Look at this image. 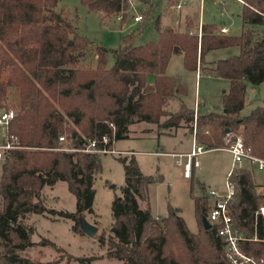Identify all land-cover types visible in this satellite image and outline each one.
I'll return each mask as SVG.
<instances>
[{"label": "trees", "instance_id": "obj_1", "mask_svg": "<svg viewBox=\"0 0 264 264\" xmlns=\"http://www.w3.org/2000/svg\"><path fill=\"white\" fill-rule=\"evenodd\" d=\"M80 1L89 12L120 16L121 21L130 6L129 0ZM240 1L239 35L224 34L208 23L191 30V16L183 29L156 18L155 39L136 43L140 31H131L121 36L116 49H108L80 35L66 11L57 9L59 0H0V107L15 111L7 129L15 137L14 147L4 151L0 170V264H44L40 256L46 247L65 253L47 237L31 239L35 227L26 222L28 214L70 220L73 232L84 234L79 221L93 213L101 157L84 151L91 140L97 148L112 150L114 142L128 137L133 123L160 129L184 125L206 150L227 148L240 138L252 154L264 155V103L240 114L246 85L264 82V0ZM231 46H238L239 53L205 61L209 51ZM88 53L96 59L94 66L82 60ZM109 53L114 59L110 67ZM174 54L182 56L188 70L229 81L221 111L195 113L183 102L176 111L169 109L171 101L186 94L183 80L165 73ZM118 159L124 183L111 202V227L94 235L104 253H68V258L77 264L102 258L121 264H228L218 226L202 223L210 204L206 192L192 195L197 221L192 232L178 208L168 206L160 218L152 215L148 186L160 176L144 174L133 154ZM193 164L192 158L190 175ZM229 179L235 187L234 228L250 238L241 248L264 259V215L255 216L264 206V191L247 166L236 167ZM58 183L74 197V211L46 205V188ZM255 234L258 239H251ZM29 247L38 250L37 256L26 251Z\"/></svg>", "mask_w": 264, "mask_h": 264}, {"label": "rangeland", "instance_id": "obj_2", "mask_svg": "<svg viewBox=\"0 0 264 264\" xmlns=\"http://www.w3.org/2000/svg\"><path fill=\"white\" fill-rule=\"evenodd\" d=\"M131 5L126 11L125 18L116 16L102 17L95 12H89L80 0H59L57 9H63L68 14L80 35L87 37L94 44L103 45L108 49H116L120 38L131 31H140L136 36V43H142L156 38L154 20L159 18L162 23L174 24L179 19L178 13L194 17V26L191 30H198L200 22L213 24L216 28L228 27V35L241 33V4L237 0H188L180 2L181 10L168 7V0H150L142 3L138 0H129ZM136 12L143 14V21L134 22ZM186 19V18H185ZM196 23V25H195ZM185 25V24H184ZM181 29L185 26L180 27ZM239 53L238 46H231L209 51L205 60L212 61L227 58ZM85 64L96 62L91 53L82 59ZM114 62L112 55L107 56V66ZM167 72L179 76L186 85V94L181 100H173L169 105L171 111H176L181 102L187 107L193 108L195 97L204 104L200 112L221 111L222 94L228 89L229 81L213 74L196 76L194 70H188L183 65L181 55H172L167 65ZM149 80L151 77L149 76ZM250 84L246 85L245 104L241 115H247L256 106L264 103V82L255 88L253 97L250 95ZM249 94V95H248ZM10 108V107H9ZM3 108L1 109V111ZM180 128V129H179ZM184 130V131H182ZM0 128V142L3 135ZM174 133L172 135L162 134ZM129 134V133H128ZM196 145L192 141V135L186 126L177 129H163L155 124L138 122L130 126V134L114 142L113 150L119 153H98L100 157V169L96 176L93 200V213L86 214L84 220L96 226L97 232L102 229L109 230L112 223L111 202L115 195L120 194V188L124 183L123 165L119 156L134 155L140 170L147 175L160 176L161 180L148 186V197L151 213L160 218L168 213V206L179 209V214L184 218L188 228L195 232L197 221L194 215L192 195H205L210 188H224L227 174L232 166V155L226 149H211L193 157L191 175L184 176L185 156L181 158L156 155L157 151L178 152L182 155L190 152ZM123 152V153H122ZM125 152V153H124ZM180 160V164H178ZM2 159L0 160L1 167ZM252 178L258 184V190L264 191V174L256 168H251ZM46 205L56 210H75L74 197L68 192L64 183H58L53 188H46ZM26 222L35 227V233L31 236L37 241L44 236L55 242L65 250V253L56 251L51 247L43 248L44 254L41 261L44 264H77L73 258H68V253L74 257L89 256L91 254L104 253V247L100 246L96 237L73 232L70 220H49L47 217L28 214ZM30 255H36L35 248H27ZM58 260V262H55ZM90 264H121L114 259H97Z\"/></svg>", "mask_w": 264, "mask_h": 264}, {"label": "built area", "instance_id": "obj_3", "mask_svg": "<svg viewBox=\"0 0 264 264\" xmlns=\"http://www.w3.org/2000/svg\"><path fill=\"white\" fill-rule=\"evenodd\" d=\"M178 1L179 2L176 6L180 7V2L182 0ZM129 5H131V1H129ZM133 19L137 22L141 21L143 19L142 13L136 12ZM222 31H225V29H222ZM198 105L199 104L196 101L194 105L195 113L198 111ZM14 117L15 111L11 108L0 111V128L4 129L0 142V160L3 159L5 150L14 147L12 140H15V137L8 136L7 134L9 123ZM60 140H63V137H60ZM102 142H107L106 136L102 137ZM224 149L228 150L232 155V167L227 174L224 188H210L206 192V196L210 202L206 220L210 225L218 226L217 234L224 242V254L228 264H264V259L262 257L256 258L247 254L241 248V242L249 240L250 238L243 232H236L234 228L232 203L235 199V187L233 182L229 179L236 167H242L245 164L256 168L264 174V155L257 156L252 154L250 149L245 146L240 138H237L230 144L229 147ZM64 150L71 151L73 149L64 148ZM84 151L97 153H119L113 149L106 150L97 148L96 142L92 140L87 143ZM205 151L206 149L203 145L196 144L189 153L184 155L186 158V162L184 163L185 175H190L189 170L191 159ZM258 215H264V206H260L259 209L256 210V218ZM251 239L257 240V235L255 234Z\"/></svg>", "mask_w": 264, "mask_h": 264}, {"label": "crops", "instance_id": "obj_4", "mask_svg": "<svg viewBox=\"0 0 264 264\" xmlns=\"http://www.w3.org/2000/svg\"><path fill=\"white\" fill-rule=\"evenodd\" d=\"M184 1H188V0H183L182 2H184ZM203 1L204 0H199V2H200V4H202L203 3ZM237 1H239L240 2V4H241V1L240 0H237ZM179 1L178 0H168V7H175L176 9H180L181 10V5H180V7H177L176 5H177V3H178ZM135 15V14H134ZM182 14H181V11H179V13H178V17H179V19L177 20V22L176 23H174V24H169V23H165V25H170V26H172V27H182V26H184V24H185V18L189 15V14H187V13H183V22H182V24H180V19L182 18V16H181ZM134 17V16H133ZM116 19L117 20H119L118 19V16H116ZM134 20V19H133ZM142 21V20H141ZM141 21H135L134 20V22H137V23H139V22H141ZM162 23V22H161ZM162 24H164V23H162ZM203 24V22H200L199 24H198V27H199V29H200V26ZM198 29V30H199ZM222 29H225V31H222ZM241 30H242V21H241ZM217 31H219V32H222V33H224V34H228V27L227 26H221L220 28H217ZM221 49V48H220ZM211 51H213V50H211ZM209 53V52H208ZM207 53V54H208ZM206 54V55H207ZM174 55H176V54H174ZM178 55H180V54H178ZM220 59H222V58H220ZM205 61H207V60H205ZM212 61H214V60H212ZM212 61H207V62H212ZM165 73L167 74V75H172V74H170V73H168L167 72V67H166V70H165ZM195 73H196V76H202L203 74L202 73H200V71L199 70H197V71H195ZM149 77V76H148ZM151 77V76H150ZM151 79H152V77H151ZM263 83V82H262ZM261 83V84H262ZM260 85V84H259ZM258 85V86H259ZM229 87V86H228ZM257 86H251V90H250V95L253 97L254 95H253V93L255 92L254 90H255V88H256ZM228 90V89H227ZM226 90V91H227ZM225 92V91H224ZM223 92V93H224ZM249 95V94H248ZM197 101V103L199 104L198 105V111H200V109H202L203 107H204V104L202 103V102H200L199 101V99H197V97H195V101H194V104H193V108L192 109H194V105H195V102ZM1 107H0V111H1ZM138 123V122H137ZM135 123H133V124H131L132 126L134 125ZM130 125V126H131ZM130 126H129V134H130ZM180 129V128H179ZM182 131H184V130H182ZM185 132V131H184ZM186 133V132H185ZM129 134H128V136H129ZM162 134H168V135H172V134H174V133H165V132H163ZM192 141H195L194 140V138H193V136H192ZM123 153V152H122ZM125 153V152H124ZM187 153H189V152H185L183 155H182V153L181 154H179L178 152H164V151H157L156 152V155H159V156H170V157H176V156H178V157H180L181 158V156L183 157L184 155H186ZM178 164H180V160H178V162H177ZM244 166H247V167H249L250 169L251 168H253V167H251V166H248L247 164H245ZM232 167V166H231ZM0 170H1V167H0ZM189 172H190V170H189ZM184 176L185 177H188L189 175H185L184 174ZM257 184V183H256ZM258 185V184H257ZM222 189V188H221ZM197 230V229H196ZM193 232V231H192ZM115 260V259H114ZM116 261H118V260H116ZM119 262V261H118Z\"/></svg>", "mask_w": 264, "mask_h": 264}, {"label": "water", "instance_id": "obj_5", "mask_svg": "<svg viewBox=\"0 0 264 264\" xmlns=\"http://www.w3.org/2000/svg\"><path fill=\"white\" fill-rule=\"evenodd\" d=\"M138 1L142 2V3H148L150 0H138ZM79 222H80L79 223L80 229L82 230V232L84 234H86L90 237H93L95 235V233L97 232L96 226L90 224L89 222L85 221L84 219H81ZM202 223H203L205 228H210V226H211L205 217L202 218Z\"/></svg>", "mask_w": 264, "mask_h": 264}]
</instances>
